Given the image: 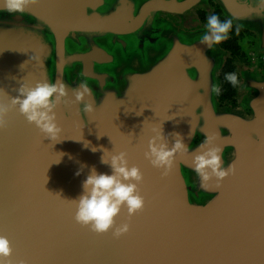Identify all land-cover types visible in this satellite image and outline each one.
<instances>
[{"label":"water","instance_id":"95a60500","mask_svg":"<svg viewBox=\"0 0 264 264\" xmlns=\"http://www.w3.org/2000/svg\"><path fill=\"white\" fill-rule=\"evenodd\" d=\"M127 1L123 11L116 4L125 0H37L24 14L0 11V104L9 106L0 126V234L11 241V264H264V106L246 121L219 105L222 50L200 43L206 28L187 33L159 20L155 12L171 0ZM219 2L236 22L264 28L257 0ZM120 48L126 62L109 68L106 53ZM85 80L92 113L74 102ZM42 81L69 87L56 109L58 142L11 106L22 84ZM153 128L170 146L181 133L188 146L166 175L144 155ZM208 135L223 166L235 167L219 186L215 178L202 186L194 171ZM105 148L126 151L144 176L145 206L121 212L116 226L130 230L119 237L77 223L72 201L92 166L111 173Z\"/></svg>","mask_w":264,"mask_h":264},{"label":"clouds","instance_id":"9594fccd","mask_svg":"<svg viewBox=\"0 0 264 264\" xmlns=\"http://www.w3.org/2000/svg\"><path fill=\"white\" fill-rule=\"evenodd\" d=\"M36 2L37 0H3L0 11L24 14L29 4ZM257 4L264 9V0H257ZM205 28L200 43L211 48L229 38V33L233 29V20H221L217 14H211L206 18ZM235 30L238 34V25ZM224 78L233 87L239 84L238 75L235 72L226 73ZM18 92L16 97L11 98V106L18 105L20 114L30 124H35L45 137L52 141H61L59 137L62 128L57 121L56 109L61 101L69 96L68 85L64 81H42L31 87H25L22 84ZM73 94L74 102H84L86 96L92 95V89L85 80L73 89ZM83 105V111L86 113H92L95 110L92 102H84ZM8 112L9 106L0 104V126L4 124ZM152 131L153 135L148 141L144 155L152 166L163 169L166 175L174 167L176 154L187 151L188 146L181 133L171 134L175 136V140L170 146L163 128H153ZM214 140L215 136H206L204 143L209 146L206 150L197 152L193 159L194 171L201 178L204 187H207L208 182L213 178L219 186L220 181L235 172L234 166L228 168L223 166L221 148L214 145ZM84 147L88 148L89 142H84ZM97 150L96 147L91 148L93 152ZM101 163L108 165L111 173L99 172L95 166L91 167L89 174L82 182L81 194L72 200L75 202V220L82 226L90 227L96 233H105L114 228L113 234L119 237L130 230L129 223L116 226V219L121 212L126 209L128 216L131 217L145 206V199L139 191V182L143 181L144 176L138 165L130 166L126 151L112 152L105 148ZM86 166L83 165L78 169L76 175H81L83 167ZM12 252L10 239L0 234V264H11L9 257Z\"/></svg>","mask_w":264,"mask_h":264},{"label":"flooded vegetation","instance_id":"af4514ba","mask_svg":"<svg viewBox=\"0 0 264 264\" xmlns=\"http://www.w3.org/2000/svg\"><path fill=\"white\" fill-rule=\"evenodd\" d=\"M125 1V6L116 4L121 6L122 11L130 7V3ZM155 13L159 20L167 21L187 33L204 29L206 18L211 14H217L221 20H233L229 38L220 44L225 55L218 75L220 86L217 99L221 107L235 110L242 120L251 121V117L264 106V28L256 23L248 27L236 22L225 12L219 0H171L170 5L159 6ZM237 25L238 34L235 30ZM125 53L123 48L116 54L107 52L109 68L119 69L120 64L126 62ZM232 72L238 75L237 87L224 78L226 73Z\"/></svg>","mask_w":264,"mask_h":264},{"label":"rangeland","instance_id":"374dc122","mask_svg":"<svg viewBox=\"0 0 264 264\" xmlns=\"http://www.w3.org/2000/svg\"><path fill=\"white\" fill-rule=\"evenodd\" d=\"M205 29V28H204ZM198 31H200V30H198ZM196 32V31H195ZM219 46H220V48H221V45L219 44ZM221 50H222V56H223V62H224V55H225V52L223 51V49L221 48ZM223 65V64H222Z\"/></svg>","mask_w":264,"mask_h":264}]
</instances>
